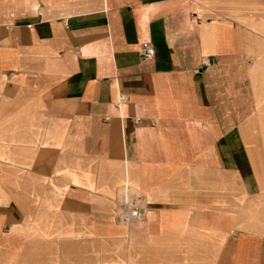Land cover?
<instances>
[{"label":"crops","instance_id":"obj_1","mask_svg":"<svg viewBox=\"0 0 264 264\" xmlns=\"http://www.w3.org/2000/svg\"><path fill=\"white\" fill-rule=\"evenodd\" d=\"M0 264H264V0H0Z\"/></svg>","mask_w":264,"mask_h":264},{"label":"built area","instance_id":"obj_2","mask_svg":"<svg viewBox=\"0 0 264 264\" xmlns=\"http://www.w3.org/2000/svg\"><path fill=\"white\" fill-rule=\"evenodd\" d=\"M140 54L144 60H152L155 56V49L149 42H142L140 44ZM146 211L139 198L126 196L120 202L119 220L123 223H129L133 220H143Z\"/></svg>","mask_w":264,"mask_h":264}]
</instances>
